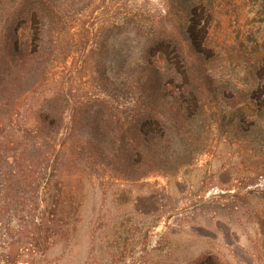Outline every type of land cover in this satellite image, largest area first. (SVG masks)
Returning <instances> with one entry per match:
<instances>
[{
	"label": "rangeland",
	"instance_id": "rangeland-1",
	"mask_svg": "<svg viewBox=\"0 0 264 264\" xmlns=\"http://www.w3.org/2000/svg\"><path fill=\"white\" fill-rule=\"evenodd\" d=\"M121 1H88L92 14L81 20L117 16ZM222 3L228 20L216 28L238 34L215 61L229 94L218 106L230 111L220 130L205 123L189 144L191 161L175 170L131 179L59 155L53 190L45 188L42 147L23 131L28 104L56 110L89 94L91 65L77 52L63 70L51 68L56 79L40 77L32 93L0 109V264H264V113L250 123L264 107V0ZM161 4L146 0L144 9ZM57 188L65 198L53 214ZM40 221L49 230L36 234Z\"/></svg>",
	"mask_w": 264,
	"mask_h": 264
},
{
	"label": "trees",
	"instance_id": "trees-1",
	"mask_svg": "<svg viewBox=\"0 0 264 264\" xmlns=\"http://www.w3.org/2000/svg\"><path fill=\"white\" fill-rule=\"evenodd\" d=\"M88 1L0 0V109L32 93L40 77L56 79L50 70H63L75 52L91 65L89 94L56 110L28 104L23 131L42 147L47 189L59 155L131 179L175 170L191 161L189 144L205 123L220 130L230 111L218 106L229 94L215 61L238 34L225 38L227 29L216 28L228 20L222 0H162L153 13L146 0H122L121 13H99L91 26L81 20L92 14L84 13ZM254 111L257 126L264 107ZM54 194L53 214L65 198L61 188ZM42 229L49 224L38 222L36 234Z\"/></svg>",
	"mask_w": 264,
	"mask_h": 264
}]
</instances>
